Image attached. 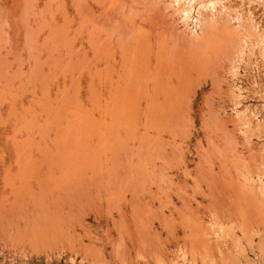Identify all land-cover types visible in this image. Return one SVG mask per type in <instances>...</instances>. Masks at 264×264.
I'll list each match as a JSON object with an SVG mask.
<instances>
[{"label":"rangeland","instance_id":"1","mask_svg":"<svg viewBox=\"0 0 264 264\" xmlns=\"http://www.w3.org/2000/svg\"><path fill=\"white\" fill-rule=\"evenodd\" d=\"M201 1L0 0V264H264V0Z\"/></svg>","mask_w":264,"mask_h":264},{"label":"bare ground","instance_id":"2","mask_svg":"<svg viewBox=\"0 0 264 264\" xmlns=\"http://www.w3.org/2000/svg\"><path fill=\"white\" fill-rule=\"evenodd\" d=\"M171 2H173L174 6H177V9L180 11L182 17L184 18L185 22L188 25V22L191 19H194L193 9L195 8V6L197 4H201V6H202L204 1H201L202 3H200V2H198V0H171ZM215 5H216V2L214 3L212 1L211 2L209 1L206 5H204V7H211L212 6L213 7L212 10H214ZM215 10H216V8H215ZM199 13H201V11H198V15H201ZM200 23H201L200 19L198 17H196V19L194 20V24L198 27V25H200Z\"/></svg>","mask_w":264,"mask_h":264}]
</instances>
